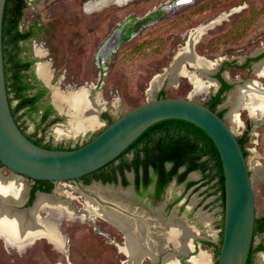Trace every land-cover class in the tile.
<instances>
[{
	"label": "rangeland",
	"instance_id": "1",
	"mask_svg": "<svg viewBox=\"0 0 264 264\" xmlns=\"http://www.w3.org/2000/svg\"><path fill=\"white\" fill-rule=\"evenodd\" d=\"M90 1L95 0H28L29 6L21 21L22 29L35 24L39 26L35 35L25 43L26 50L37 61L43 58L36 54V49L45 50L53 67V83L59 81L60 88L89 87L90 95L99 100L101 107L99 116L103 122L77 134L68 124V113L59 112L61 116L53 114L46 122H41L44 105L38 111L20 110L17 114L20 126L28 136L42 139L43 145L75 148L107 125L102 115L117 118L129 109L159 97L162 90L168 97H190L205 103L217 93L221 81L214 74L223 67L222 76L236 86L226 92V103L220 104L217 109L226 110L224 116L232 126L228 118L230 104L227 102L232 100L231 92L249 79L264 84V77L257 75V67L244 68L246 59L257 57L264 47V0H189L178 6L173 5L177 0H129L124 5L112 2L87 13L85 5ZM147 17L148 21L130 39L118 45L100 66L98 52L115 29ZM201 26L207 29L199 36L194 50L198 55L216 61L217 66L215 71L202 73L196 66L185 63L187 71L203 81L202 90L196 91L188 76L181 75L173 84L171 72L175 68L173 62L176 55L187 45L190 34ZM227 62L230 64L226 65ZM36 68L37 64L34 71ZM158 74H166L165 80L151 95L149 88ZM208 80L216 83L209 84ZM16 103L17 100H14L12 105ZM57 116L61 119L55 120ZM260 118L251 116L248 109H242V125L237 128L232 126L239 138L248 133L245 147L252 169L258 219L264 217V117L262 121ZM249 127L251 129L247 131ZM133 154L129 152L128 157L132 158ZM254 160L262 167L260 173L252 164ZM15 174L0 163V178H7L3 182L13 180L30 185L31 179L19 175L15 177ZM127 175L133 180V172L128 171ZM202 176L199 172L190 174V178L197 180ZM92 180L90 184L83 179L58 182L56 191L52 192L57 200L66 202L71 212L63 213L59 221L62 232L68 236V256L65 251L55 249L46 237L37 239L24 253L17 247L8 246L0 237V264H129L128 255L119 247L125 243L124 232L101 216L88 218L85 215L94 216L89 209L96 203L102 205L98 198L119 204L129 203L132 199L121 190L120 185L116 188L111 184L102 186ZM172 187L173 193L181 191L177 185ZM214 187L213 183L207 185L205 182L196 191L187 193L185 198L188 202L196 201L205 214H212V229L219 246L223 237V208L221 201L214 202ZM166 194L164 199L151 201L149 214L154 221L153 226L163 218L160 205L166 203L171 191ZM138 204H145L142 197ZM40 215L46 213L41 211ZM208 229L204 228L201 234H208ZM263 242L264 231L257 232L255 245ZM253 264H264V250L254 254Z\"/></svg>",
	"mask_w": 264,
	"mask_h": 264
},
{
	"label": "water",
	"instance_id": "2",
	"mask_svg": "<svg viewBox=\"0 0 264 264\" xmlns=\"http://www.w3.org/2000/svg\"><path fill=\"white\" fill-rule=\"evenodd\" d=\"M183 1L187 0L176 2ZM6 3L7 0H0V163L17 174L35 180L54 182L75 180L112 162L149 127L160 121L183 119L192 122L205 130L214 140L223 165L224 221L217 264H247L255 238L257 218L253 178L238 136L225 116H220L205 103L190 97H155L118 116L80 147L63 149L37 144L19 126L9 100L3 43ZM148 19L149 17L137 20L133 33H136ZM121 33L122 30L116 28L101 46L98 52L100 66L104 65L112 51L123 42ZM52 79L49 84L45 83L51 89L59 82L54 84ZM71 88L74 90V87ZM49 96L54 105L52 92ZM24 204L25 201L13 205L21 207ZM109 204L124 211L123 207L113 202ZM17 207L11 209L18 210ZM34 207L35 204L32 209ZM21 212L24 213L25 210ZM160 243L158 242L159 246Z\"/></svg>",
	"mask_w": 264,
	"mask_h": 264
},
{
	"label": "trees",
	"instance_id": "3",
	"mask_svg": "<svg viewBox=\"0 0 264 264\" xmlns=\"http://www.w3.org/2000/svg\"><path fill=\"white\" fill-rule=\"evenodd\" d=\"M28 6V0H7L3 27L8 95L13 115L18 124L17 114L20 110L27 112L38 111L43 105L45 107L41 114V122H46L53 114L61 116L51 103L50 88L37 77L34 71L33 67L36 59L30 57L26 50L27 45L25 43L35 35V29L39 28L37 24L26 29L21 28V21ZM225 64L230 63L227 62ZM223 69L224 67L217 75L221 81V87L217 90V93L212 94L210 99L205 102L207 106L217 111L220 116H224L226 110H218L217 108L225 100V92L233 86L222 76ZM165 96V91L162 90L160 97ZM14 100H17L15 106L12 105ZM58 116L55 120L61 119ZM102 117L107 121V125L116 119L114 116L106 114L102 115ZM20 127L23 130L22 126ZM28 137L37 144L43 145L42 139H35L33 136ZM92 138L75 148L86 144ZM238 139L247 157L248 151L245 143L248 140V133L243 138L238 137ZM43 146L52 148L49 145ZM63 149H68V147ZM129 152L134 153L132 158L128 157ZM181 167H184V170L181 171ZM194 170L205 173L204 178L217 180L216 192H221L219 198L223 200L224 206L223 165L214 140L205 130L192 122L183 119H166L149 127L112 162L80 179L85 180L87 183L91 182L92 179L101 180L104 183H116L120 175L125 186L136 184L138 190L140 187L147 190L150 184L155 185V195L160 197L174 178H177L179 183H182L187 180L188 174ZM128 171L135 173L136 178L134 181L128 180L126 175ZM187 181V189L196 183L193 180ZM47 183L49 181L39 180V184L35 188L51 190V186H43ZM139 193L142 194V191H139ZM263 231L264 217L262 219L256 218L255 237L257 232ZM221 245L222 240L217 247V259L220 255ZM262 250H264V242L255 245L254 238L247 264H253L254 254Z\"/></svg>",
	"mask_w": 264,
	"mask_h": 264
},
{
	"label": "bare ground",
	"instance_id": "4",
	"mask_svg": "<svg viewBox=\"0 0 264 264\" xmlns=\"http://www.w3.org/2000/svg\"><path fill=\"white\" fill-rule=\"evenodd\" d=\"M128 1L129 0L90 1L85 5V11L90 13L112 2L124 5ZM187 2L190 1L187 0L181 3L175 2L173 5L178 6L186 4ZM198 28V30L190 34L187 45L176 55L173 62V68H175L173 70L171 69V82L173 84L177 82V79L180 78L181 75L188 76L196 87V91L202 90L203 81L199 76L196 77L193 73L187 71L185 63L188 62L196 66L202 73L206 71H215L217 66L216 61L208 60L203 56L197 55L195 52V43L198 41L199 36L207 29L205 26ZM36 53L41 57H45L46 55L45 50L42 48L36 49ZM256 67L258 75L264 77V59L258 63ZM51 72L48 63H40L37 67L38 77L47 83L50 82ZM166 74H158L153 78L149 88V93L151 95L161 85L163 79L165 80L164 77ZM213 82L215 81L211 80L209 84ZM75 89L76 88L73 90L71 87H68L67 90L63 91L56 85L52 87V100L58 111L68 113V124L72 132L77 134L80 131L85 132L95 128L100 125L103 120H101L99 116L101 109L99 106L100 102L90 95L89 87L83 86L79 89ZM230 97L232 100L227 101L230 104L228 118L234 128L242 125L240 119V112L242 109H249L251 115L254 117H261L260 119L264 117V85L261 82L251 80L241 86H237V88L231 92ZM252 164L258 173L262 171V167L257 161L254 160ZM15 177L19 176L15 175ZM3 179L7 178H0V237L5 240L8 246L17 247L20 250L26 245H29L34 239L42 237H46L56 248L61 249L63 246L62 238H64V236L59 232V221H61V215L68 211L66 202L57 200L55 196L40 194L35 203V207L31 210L33 215L31 217H26L23 212L11 208L14 203L24 202L28 187L23 183L13 180L6 183L3 182ZM59 193L62 192L60 191ZM127 194L129 195L130 192ZM38 211H43L46 215H39ZM90 211L92 212L91 214H94V216H91L92 218L101 216L120 226V228L125 231L126 244L123 249L131 258L132 262H139L144 252L149 251L151 255L154 254L152 252L157 248V244L153 235L150 233V222L147 224L144 219H136L127 216L106 205H101V207H99L98 204H95L91 207Z\"/></svg>",
	"mask_w": 264,
	"mask_h": 264
},
{
	"label": "flooded vegetation",
	"instance_id": "5",
	"mask_svg": "<svg viewBox=\"0 0 264 264\" xmlns=\"http://www.w3.org/2000/svg\"><path fill=\"white\" fill-rule=\"evenodd\" d=\"M136 22H137V20L136 21H134L133 23L132 22H128V23H126L125 24V26H122V27H120V29L122 30V33H121V38H122V40H123V42L122 43H124V42H126L128 39H130V37L133 35V28H134V26H135V24H136ZM37 54V53H36ZM38 55V54H37ZM39 56V55H38ZM41 57V56H40ZM48 54L46 53V55H45V57H42L43 58V60H41V61H37V59H36V61H35V64H34V66L37 64V67H38V65L40 64V63H48L49 64V67H50V70L52 71L51 72V78H50V81H51V79H52V77H53V75H54V72H53V67H52V63L50 62V60H48ZM32 58H34V57H32ZM264 59V47H262V50L259 52V54H258V56L257 57H249V58H247L246 59V61H245V64H244V68L245 69H251V68H254V67H256L257 66V64L258 63H260L262 60ZM34 68V67H33ZM221 70H220V68L218 69V71H217V73H215L214 74V77H216L217 79H218V77H217V75H218V73L220 72ZM35 73H36V75H37V77H38V74H37V68H36V71H35ZM222 75H223V72L221 73ZM257 75H258V73H257ZM259 76V75H258ZM260 77V76H259ZM41 81H42V79L40 78V77H38ZM225 78V77H224ZM53 79H54V77H53ZM62 79V78H61ZM226 79V78H225ZM219 80V79H218ZM227 80V79H226ZM252 79H249V80H247V81H251ZM220 81V80H219ZM256 81H258V80H256ZM44 84L45 83H47V82H45L44 80L42 81ZM229 82V81H228ZM260 82V81H259ZM50 83V82H49ZM49 83H47V84H49ZM230 83V82H229ZM262 83V82H261ZM230 84H233V83H230ZM263 84V83H262ZM264 85V84H263ZM236 86V84H233V86H232V88L233 87H235ZM221 87V82H220V86H219V88ZM75 88V87H74ZM219 88L217 89V90H219ZM232 88H230L229 90H227L226 92H228V91H231L232 90ZM66 89H68V88H66ZM50 92H51V89H50ZM217 92V91H216ZM225 92V94H227ZM159 97H160V94H159ZM225 101H226V98H225V100L221 103V105H223L224 103H225ZM224 107V106H223ZM249 110V109H248ZM249 113H250V111H249ZM60 114V113H59ZM251 114V113H250ZM252 116V115H251ZM264 119V118H263ZM263 119H261V121L263 120ZM251 126V125H250ZM250 129H251V127H249V129H247V131H250ZM181 171L182 170H184V167H181V169H180ZM132 172V171H131ZM192 172H199V173H201L203 176H202V179H193V178H190V174L192 173ZM134 173V172H133ZM251 174H252V169H251ZM15 175H19V176H22V175H20V174H15ZM126 175H127V173H126ZM204 176H205V173H203V172H201V171H198V170H194V171H191L189 174H188V177H187V180H193V181H196V183L195 184H193L190 188H186V184H187V180H185L184 182H182V183H179V181H178V179L177 178H174L172 181H171V183L167 186V188L164 190V192L162 193V195L160 196V197H156V195H155V185H153V184H150L149 185V188L147 189V190H144L143 189V187H140V189L138 190L137 189V186H136V184H130V185H128V186H125L124 185V183H123V178L119 175L118 176V181L116 182V183H114V182H108V183H104V182H102L101 180H96V179H94V180H92V181H96L95 183H97V182H99V183H101L100 185H106V184H111V185H113L115 188L116 187H118L119 185L122 187L121 188V190L122 191H124L126 194L128 193V192H130V194L128 195L132 200V202L130 201L129 203H126V202H120V204L119 203H115V204H117L118 206H120V207H123V209H124V211H121L120 209H117V208H115V207H113V206H111V204H109L111 201H107V200H103V199H101V198H98V200L102 203V205H106V206H109L110 208H113L114 210H116V211H119V212H121L122 214L124 213L125 215H127V216H130V217H133V218H136V219H144L146 222H147V224H148V222H150L149 223V225L151 226V229H150V233L153 235V238L156 240V244H157V248H155V251L154 252H152V253H154L153 255H151L150 254V252L149 251H147V252H144V254L140 257V260H139V262H132V260H131V258L129 257V259H130V262H129V264H150V263H154V258L155 257H158L159 256V254H160V251H159V245H158V242H159V240H160V238L162 237V235H161V227H162V224H163V222L165 221V219L167 220V217H168V213L170 212L171 213V211L173 210V208H174V206L179 202V200L181 199H179V198H177V199H173V197L171 196V197H167V201H166V203L165 204H162L161 203V211H162V217L163 218H160V222H159V224L158 223H156V225L155 226H153L154 225V221H153V219H151V215L149 214V209L152 207L151 206V204H152V202L151 201H159L160 200V198L162 199H164V197L163 196H165V194L166 193H168L169 191H170V189H171V187H172V185L174 184V185H177L179 188L181 187V190H182V192H181V194L182 195H185L186 193H188V192H194V191H196L200 186H201V184H203V183H207V185H210L211 183H213V185L215 186L214 187V189H213V191H214V195L216 196V199H215V203H217L218 201H221L222 202V208H223V221H224V206H223V200L222 199H220L219 198V196L221 195V192L219 191V192H216V187H217V185H216V182H217V180L216 179H214V180H209L208 178H204ZM22 177H26V176H22ZM29 178V177H28ZM127 178H128V175H127ZM135 173H134V176H133V180H130L129 178H128V180H130V181H134L135 180ZM29 179H31V183H30V185H28L27 187V193H26V199L24 200L25 201V204L24 205H22L21 207H17V206H15V205H12V207H14V208H18V210L19 211H22V210H25V212H24V215L26 216V217H31L33 214H32V207L34 206V204L36 203V201H37V199H38V197H39V195L40 194H47V195H51V196H55L52 192H54V191H56L55 190V186H56V183H58V182H54V181H49V183H47V184H44L43 186L44 187H48V186H51V190H41L40 188H35L38 184H39V180H35V179H32V178H29ZM75 180H80V178L79 179H75ZM91 183H93V182H91ZM90 184V183H89ZM35 188V189H34ZM139 191H142V194H140L139 193ZM150 193V194H149ZM167 195V194H166ZM141 197H142V202L143 203H145V204H138V201H139V199H141ZM112 203V202H111ZM114 203V202H113ZM97 204V203H96ZM155 204V203H154ZM95 205V204H94ZM99 205V207H101V204H98ZM136 205V206H135ZM90 210V209H89ZM40 213H41V211H39L38 212V214L40 215ZM30 214V215H29ZM91 214V213H90ZM86 217H88V218H92L91 217V215H89V213L88 214H86ZM164 217H166L165 219H164ZM105 219V218H104ZM107 220V219H106ZM111 222V221H110ZM152 222V223H151ZM114 224V223H113ZM115 226H117V227H119L120 228V226H118V225H116V224H114ZM121 229V228H120ZM122 230V229H121ZM123 231V230H122ZM59 232L60 233H62V235L64 236V238H62L63 240V242H62V247H61V249L59 248H56L55 246V249H58V250H60V251H65V253H66V255L68 256V254H67V250H66V244H67V240H68V236L65 234V233H63L62 232V230H61V224L59 225ZM100 232L101 233H103V234H105V235H107L104 231H101L100 230ZM124 232V234H125V236H126V233H125V231H123ZM109 236V235H108ZM36 240L37 239H34L32 242H30L29 243V245H26L22 250H20L21 251V253H24V252H26L27 251V249H28V247H30V246H32L35 242H36ZM125 244H126V240H125V243L123 244V245H120L119 247H120V249L123 251V252H125L124 251V249H123V247H125ZM126 253V252H125ZM127 254V253H126ZM128 255V254H127ZM218 260V259H217ZM218 262V261H217Z\"/></svg>",
	"mask_w": 264,
	"mask_h": 264
},
{
	"label": "crops",
	"instance_id": "6",
	"mask_svg": "<svg viewBox=\"0 0 264 264\" xmlns=\"http://www.w3.org/2000/svg\"><path fill=\"white\" fill-rule=\"evenodd\" d=\"M172 188L169 197L181 199L162 224L160 254L154 258V263L217 264L218 242L212 229V214H205L196 201L188 202L187 193L182 195L181 189L173 193ZM207 227L209 232L203 236L202 230Z\"/></svg>",
	"mask_w": 264,
	"mask_h": 264
}]
</instances>
